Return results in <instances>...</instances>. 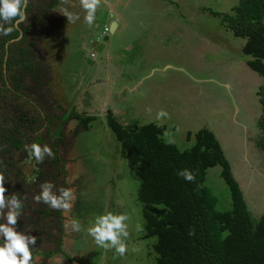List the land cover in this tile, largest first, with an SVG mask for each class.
Returning <instances> with one entry per match:
<instances>
[{"label":"rangeland","instance_id":"1","mask_svg":"<svg viewBox=\"0 0 264 264\" xmlns=\"http://www.w3.org/2000/svg\"><path fill=\"white\" fill-rule=\"evenodd\" d=\"M135 2L140 26L134 25L129 33L131 47L121 55L124 75L131 76L120 79L127 85L120 93L124 102L116 118L131 128H161L163 143L179 150L191 148L197 134L211 135L256 227L264 212V152L255 144L261 111L256 91L262 79L250 66L253 58L243 52L245 40L235 37L211 15L229 13L236 1ZM74 62L78 64L76 59ZM90 92L95 93L90 106L77 104L80 114L88 119L84 120L87 127L75 133L78 121H71L67 130L75 135L66 167L75 200L73 207L63 212L64 254L35 259L38 264H157L156 238L146 236L144 206L138 198V169L130 164L108 127L109 111L101 117L102 91ZM161 109L168 113L167 118L157 119ZM166 131L167 137L163 135ZM31 169L32 164L24 167L27 177ZM219 173V167L209 169L206 183L217 197L219 209L227 211L230 200ZM107 211L129 216L128 251L123 257L114 256V250L105 253L87 234L95 218ZM73 218L80 222V232L65 227Z\"/></svg>","mask_w":264,"mask_h":264},{"label":"trees","instance_id":"2","mask_svg":"<svg viewBox=\"0 0 264 264\" xmlns=\"http://www.w3.org/2000/svg\"><path fill=\"white\" fill-rule=\"evenodd\" d=\"M235 1L229 13L211 15L245 40L243 52L253 58L250 66L262 79L256 91L261 111L255 144L264 152V0ZM56 7L57 0H28L27 19L18 28L15 20L4 24L14 31L0 35V170L5 175V195L17 193L24 205L17 230L37 237L34 259L64 254V211L37 203L34 197L45 181L55 185L57 195L60 187L69 188L66 167L75 135L67 131L68 125L78 121V133L88 124L87 118L64 107L52 91L51 56L43 42L66 22ZM107 125L138 169V198L144 206L146 236L156 238L157 264H264V212L253 227L230 166L211 135L197 134L191 148L179 150L163 143L159 127L124 126L111 111ZM32 143L49 145L55 155L40 164L33 159L31 176L36 180L28 183L25 145ZM214 167L220 168L230 210L219 209L217 197L207 186V171ZM183 169L194 173L195 180L179 176ZM192 229L195 235H189Z\"/></svg>","mask_w":264,"mask_h":264},{"label":"crops","instance_id":"3","mask_svg":"<svg viewBox=\"0 0 264 264\" xmlns=\"http://www.w3.org/2000/svg\"><path fill=\"white\" fill-rule=\"evenodd\" d=\"M164 1L168 0H162V3ZM134 3L137 4L135 0H102L96 20L89 27L84 22L85 12L79 0H68L67 3L57 0L56 10L66 22L45 38L43 46L51 56L53 94L67 109L82 113L77 104L90 106L94 102L90 99L95 96L91 89H100L103 93L101 117L104 118L107 111H111L115 117L118 111L121 112L120 103L124 102L121 99L122 88L127 83H121L120 79L123 76L130 79L131 76L124 75V58L121 55L131 47L129 33L134 25L140 26L136 23L139 8L134 7ZM65 9L79 13L80 19L75 23L69 22L64 14ZM105 27L110 29L109 37L97 43L95 40ZM91 53H94V58L90 57Z\"/></svg>","mask_w":264,"mask_h":264},{"label":"clouds","instance_id":"4","mask_svg":"<svg viewBox=\"0 0 264 264\" xmlns=\"http://www.w3.org/2000/svg\"><path fill=\"white\" fill-rule=\"evenodd\" d=\"M67 3L68 0H63ZM81 8L84 10V22L92 27L96 20V13L102 4V0H79ZM28 0H0V35H10L14 31V27H4V24H10L15 20V28H18L26 19V8ZM67 20L75 23L80 19L79 13L69 12L64 10ZM168 113L161 109L157 113V119L167 118ZM165 137L169 135L166 131L163 134ZM2 150V149H0ZM27 159L25 164H32L33 159L36 164L43 163L45 157L54 158V153L49 145L41 146L38 143L25 145ZM35 167V165H33ZM183 176L186 181L192 182L195 180V175L189 169L180 170L177 173ZM36 180L35 176L28 177V183H33ZM5 175L4 171L0 170V264H38L34 259L33 249H35L37 237L31 234H24L17 230L19 217L22 214L24 207L17 193L11 196H6L7 189L4 187ZM40 192L34 197V200L39 203L43 202L54 210L69 211L73 207L75 200L74 190L72 188L60 187L56 192H53L55 185L52 182L45 181L39 185ZM7 210V211H5ZM129 216L127 214H116L112 211H107L105 214L98 215L91 226L87 228V234L93 239L94 244L102 248L105 253L114 250V256L123 257L128 251L126 243L129 236L128 223ZM71 227L73 232L81 231L80 222L73 218L65 227ZM189 235H195V229L190 230ZM228 235L227 232L224 233Z\"/></svg>","mask_w":264,"mask_h":264},{"label":"built area","instance_id":"5","mask_svg":"<svg viewBox=\"0 0 264 264\" xmlns=\"http://www.w3.org/2000/svg\"><path fill=\"white\" fill-rule=\"evenodd\" d=\"M110 29L109 27H105L102 31V33L97 37V40H95L97 43H100L103 41V38L109 37ZM91 58H94V53L90 54Z\"/></svg>","mask_w":264,"mask_h":264},{"label":"water","instance_id":"6","mask_svg":"<svg viewBox=\"0 0 264 264\" xmlns=\"http://www.w3.org/2000/svg\"><path fill=\"white\" fill-rule=\"evenodd\" d=\"M108 39V37L106 38V40Z\"/></svg>","mask_w":264,"mask_h":264}]
</instances>
